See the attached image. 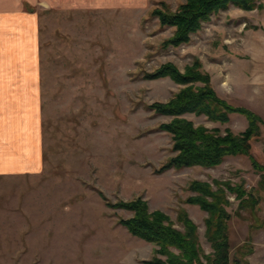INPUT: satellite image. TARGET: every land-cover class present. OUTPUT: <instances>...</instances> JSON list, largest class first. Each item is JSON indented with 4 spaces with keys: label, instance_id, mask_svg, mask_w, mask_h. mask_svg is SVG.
I'll return each mask as SVG.
<instances>
[{
    "label": "rangeland",
    "instance_id": "374dc122",
    "mask_svg": "<svg viewBox=\"0 0 264 264\" xmlns=\"http://www.w3.org/2000/svg\"><path fill=\"white\" fill-rule=\"evenodd\" d=\"M160 1L175 10L184 0H83L64 9L26 4L40 25L45 166L36 174L0 176V264H142L151 258L156 245L119 223L133 212L109 208L99 191L113 202L141 196L151 211L162 210L181 231L177 216L185 209L197 225L203 256L210 254L208 214L185 201L195 194L188 190L193 180L208 181L214 189V180L243 183L259 195L257 206L242 208L248 194L240 198L223 185L232 214V260L253 248L245 256L249 264H264V187L251 156L230 155L213 167L156 173L175 154L172 135L157 129L172 117L147 106L169 100L183 86L168 77L145 78L166 62L184 71L199 57L220 97L264 119V9L230 5L190 42L165 48L162 42L174 28L161 27L151 15ZM13 5L0 3V14ZM18 48L11 52L20 58ZM183 117L222 134L247 127L241 114H232L225 124L194 113ZM251 145V155L264 164V126Z\"/></svg>",
    "mask_w": 264,
    "mask_h": 264
},
{
    "label": "trees",
    "instance_id": "16d2710c",
    "mask_svg": "<svg viewBox=\"0 0 264 264\" xmlns=\"http://www.w3.org/2000/svg\"><path fill=\"white\" fill-rule=\"evenodd\" d=\"M230 5L246 11L263 8L257 0H184L172 10L165 1H160L152 9L151 15L158 18L161 27L174 28L173 34L162 42L163 47H177L190 42L192 34ZM165 77L183 87L169 100L156 101L147 106L156 114L172 117L170 121L159 124L157 129L172 135L171 150L175 154L156 173L196 165L213 167L222 163L227 156L245 154L251 156L254 169L261 174L260 185L264 187V164L251 155V141L260 137L264 126L262 116L249 107L234 105L220 97L212 86L210 73L203 70L199 57H195L184 71L173 62H166L145 74V78L150 80ZM187 113L205 115L209 120L222 124L228 123L232 114H241L247 119V127L239 133L227 128L222 134L219 128L195 125L192 120L183 117ZM214 183L216 189L208 181H191L188 190L195 194L185 200L186 203L199 205L208 214L205 218L206 236L213 252L204 256L197 225L185 209H181L177 216L178 222L184 226V231H181L174 227L165 212L159 209L151 211L148 201L141 196L113 202L101 191L99 194L109 208L133 212L132 216L120 217L119 223L133 236L156 245L153 256L143 260L142 264H232V261L234 264H249L245 256L252 253L253 248L243 252L241 257L231 258L229 221L232 214L226 210L229 200L224 187L237 192L240 198L248 194L249 198L240 201L239 207L242 208H254L259 204L260 197L248 191L243 183L232 185L230 181L222 183L218 180H214Z\"/></svg>",
    "mask_w": 264,
    "mask_h": 264
},
{
    "label": "crops",
    "instance_id": "0c3cea01",
    "mask_svg": "<svg viewBox=\"0 0 264 264\" xmlns=\"http://www.w3.org/2000/svg\"><path fill=\"white\" fill-rule=\"evenodd\" d=\"M75 1L83 0H0L14 4L0 14V54L7 52L0 57V176L36 174L45 166L38 71L40 25L26 4L64 9ZM257 1L263 10L264 0ZM19 45L20 58L11 52ZM24 46L25 56L21 53Z\"/></svg>",
    "mask_w": 264,
    "mask_h": 264
}]
</instances>
